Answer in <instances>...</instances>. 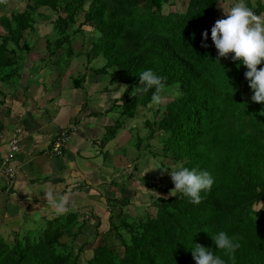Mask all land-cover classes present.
<instances>
[{"label": "trees", "instance_id": "1", "mask_svg": "<svg viewBox=\"0 0 264 264\" xmlns=\"http://www.w3.org/2000/svg\"><path fill=\"white\" fill-rule=\"evenodd\" d=\"M13 1L0 4V108L7 113L26 104L28 95L17 90L30 89L32 79L20 84L22 69L33 60L30 56L36 54L43 61V55L38 44L29 46L24 34L37 31V22L51 25L42 47L63 67L73 55L88 65L99 59L102 65L96 73L112 72V83L131 89L139 85V74L145 69L165 78L166 90L161 94L168 95L165 104L151 103L155 89L136 97L127 90L119 98L112 96L104 114L113 111L116 116L96 141L102 153L108 154L106 145L142 105L150 112L145 120L148 132L137 134L129 150L122 146L111 154L134 153L127 156L133 167L139 159L147 163L151 156L160 157L163 169L206 170L214 184L201 193L198 205L176 192L155 198L150 203L154 214L143 211L142 216L125 218L119 214V224L108 208L109 227L104 232L97 214L80 220V214L69 212L8 241L0 236V264H195V244L211 249L225 264H264V104L251 100L253 91L244 75L247 68L232 59L234 53L218 57L211 40V22L218 20L217 0H25L22 8H6ZM244 2L256 15L264 13V0H256L254 6L250 0ZM80 15L82 23L77 20ZM78 34L83 44L75 51L71 40ZM80 78L72 80L75 89L82 84ZM69 142L60 146L62 154ZM20 153L0 159V167L16 162L12 160ZM138 179L157 189L148 176ZM10 185L14 188L15 180ZM86 187L92 196L98 192H92L88 180L76 186ZM173 188L171 183L166 191ZM96 194L99 203L115 206L118 202V196ZM219 231L239 242L234 259L214 245L211 237ZM85 232L93 234L92 243H97H90L91 236Z\"/></svg>", "mask_w": 264, "mask_h": 264}, {"label": "crops", "instance_id": "2", "mask_svg": "<svg viewBox=\"0 0 264 264\" xmlns=\"http://www.w3.org/2000/svg\"><path fill=\"white\" fill-rule=\"evenodd\" d=\"M52 57L54 56L47 58ZM38 60V58H35L32 61L35 63ZM29 62L32 64L31 61ZM55 64H57V67L53 69L57 72V76H62L66 71L65 66L63 67V63L57 57ZM80 66L82 68L81 62ZM26 70L29 74L26 76L23 73L21 74L20 84H23L26 78L29 77L32 79L30 89L23 88L22 90V88H19L17 90L22 96L28 95L26 104L13 106V109L7 113V109L0 108V159L7 151V143L12 134L10 130L13 129L14 131L16 128L21 127L24 131L19 145L21 153L16 158V163L5 165L6 168L9 165L17 167L15 185L14 188L10 189L12 193L8 194L5 191L6 179L0 177V236L5 241L15 238L18 236L17 234L35 229V227L45 222L48 216H51V219L61 216L47 202L44 195L46 191L51 190L57 199L61 196L66 197V211L73 204L84 201L82 193L87 194L88 191V196L91 197V192L87 187L78 190L76 186L82 183L84 185L86 180H90L91 174H96V171H92L91 167L97 166L95 170H100L101 166H98L97 160L103 154V151H101L96 141H99L106 134L102 132L101 128L90 131L88 130L91 128L86 129L85 124L87 121L84 122L83 118L90 116L91 112H85V116L79 118L82 125L78 128L82 147L72 150L68 144L62 156L48 155L47 153L51 147L50 143L60 127H70L76 122V119H70L66 115V107L69 104L67 101L70 102L69 97H72L71 91L82 92L83 94L86 85L88 88L89 85L85 75H83L84 79L80 87L74 89L71 87L70 81L68 85H64L59 79L48 81L50 77H53L54 72L51 69L44 72V67L31 69L27 66ZM69 79L71 80V76ZM48 87H52V90L47 89ZM63 99L66 107L64 110L58 111L56 107L59 108L63 105H61ZM76 105L77 107L83 106L77 109V113H82L85 108L84 99ZM52 109L56 111L54 115L51 113ZM86 131H88V135L83 134ZM94 132L95 137L92 136ZM71 136L72 134H70V139ZM116 136L117 134H115L114 139H116ZM114 139L106 147L112 144ZM70 150L71 153H69ZM91 151L93 153L90 159L95 161V164L90 159L88 160L87 156H81L84 164L80 163L77 158L79 154L81 152L91 154ZM70 157L72 158L70 159ZM37 167L40 168L37 169ZM72 189H74L73 191L76 190L75 193ZM71 192L73 193L71 194ZM82 211L81 213L79 211L78 214L82 217H89Z\"/></svg>", "mask_w": 264, "mask_h": 264}, {"label": "rangeland", "instance_id": "3", "mask_svg": "<svg viewBox=\"0 0 264 264\" xmlns=\"http://www.w3.org/2000/svg\"><path fill=\"white\" fill-rule=\"evenodd\" d=\"M256 0H250V2L254 6V2ZM239 0H217V12L216 15L219 18H226L225 13L227 12L232 6H234L236 3H238ZM25 6V0H14L10 5H8L6 8L9 9H19ZM179 7V5L177 6ZM4 8V9H6ZM1 14V12H0ZM259 16L264 17V13H261ZM78 22L82 23L83 22V16L80 15L78 17ZM215 21H212V25L214 26ZM38 24L36 25L37 31L34 32H26L24 34L25 40L28 42L29 46L35 48V46L38 44L39 48L41 49L40 54L43 55V61H36L35 63L31 61L32 64H30L29 61H27L24 65V68L22 70V73L24 76H26L28 71L26 70V67L29 66L31 69L37 68V67H44V72L47 71L48 69H51L53 71V77H50L48 81H53L54 79H59L60 82H62L64 85L69 84V77L75 78V77H81L85 75L89 88L85 87V91L83 92H76V91H71L72 92V97H69L71 101H67L69 104L66 107V104L61 102V105L58 109V111H62L66 107V115L70 119H76V122L70 125L69 129L74 128L75 131L72 133H67V140H70L69 142V148L73 149H78L82 147V144L80 142V135L78 133V128L82 125V121L79 120L80 117H84V112L82 113H77L78 108L82 107H77L76 104H79L82 102L84 99V104L85 108L87 109V112H93V114H99L93 119L83 118L84 122H86L85 126L88 131L90 130H97L101 128L102 132H104V127L112 124L111 117L116 116V113H113V111L106 116L104 114L105 110H109V106L113 103L112 96L114 95L115 98H119L121 95H123V90H127L130 95L132 92V87H127V89L121 87L123 85L114 84L112 83L113 80L111 79L112 72L109 74H103L100 72H97L101 68L102 62L99 59H96L92 61L91 64H87L85 59L82 60V57H77L73 55L72 60L70 62V65L66 68V71L62 76H57V72L53 69L57 67V64H55L56 57H50V53L47 51H44L43 43L47 42L46 37L49 32H51V25H45L40 22H37ZM88 27L85 26V30H87ZM45 37V38H44ZM82 35L78 34L76 38L71 40V46L72 48L77 51L81 44H83V39ZM46 52V53H45ZM48 57V58H47ZM37 58L36 54H33V56H30V59H35ZM80 59V60H79ZM29 62V63H28ZM80 62L82 63V68L80 66ZM26 66V67H25ZM36 84V83H35ZM47 89L52 90V87H48ZM104 89L106 92H103ZM131 96V95H130ZM168 95H164V97H167ZM58 98V97H57ZM83 98V99H81ZM59 99V98H58ZM166 99L161 104H165ZM62 100V99H61ZM52 115L56 113L55 110H51ZM150 115V112L146 110L145 107L142 105L138 106L137 111L135 112V115L133 117L126 118L125 121H123V127L118 130L116 133V139H114V142L108 146V148L105 149L108 154L103 153L98 157V166L100 167V170H95L97 166L91 167L92 171H96V174H91L89 182H91L93 188L91 189L92 192L98 191L99 193L105 194H112V196H118V202L117 204H114L115 206H109L108 203H99L97 198L98 195L96 193L93 194L92 197L88 196L89 193L87 191L86 193H82L84 196V201L77 202L73 204L72 206L68 207L65 212V214H69V212L74 213L77 215L81 210L82 213H86L87 216L94 217H101V220L103 221L102 227H101V232H104V228L109 227L108 223V208L113 209L114 215H113V221L116 222V224H119L120 218H118L119 214L123 216V218L128 217L130 215L133 216H142V212L146 211L149 214H154V207L150 204L154 201L155 198L160 197V196H169L172 193L170 191H166L168 189V186L173 183L171 180V177L169 175L170 171L172 169H176V166H173L169 169H163L160 166V157H157V159L151 158L149 156V159L147 160V163L143 159H139L138 165L133 167L132 162H130L129 157L130 155L134 156V153L131 154L128 152L126 155L122 154H111L115 150H121V147L124 146L126 150H129V143L131 140L134 139V137L139 134L140 136H144L148 132V128L145 126V120L146 118ZM161 117V112L157 114L156 119L158 120ZM1 126V124H0ZM88 131L84 132V135H88ZM11 133H13L16 137L21 138L22 133L24 134V131H19V130H10ZM70 134H72L71 139H70ZM93 137H95V132L92 134ZM12 137V134L10 138ZM8 148V145H7ZM96 150V148H95ZM117 150V151H118ZM121 152V151H120ZM71 153V150L69 151ZM92 151L91 154L87 153H80L79 159L80 163L84 164L83 158L81 156H87L86 158L89 160L90 157H92ZM105 155V156H104ZM150 155V154H147ZM73 157V156H72ZM70 157V159L72 158ZM36 159V158H35ZM109 159V160H107ZM92 163L95 164V161L90 159ZM100 163V165H99ZM144 163H146L144 165ZM40 167H37V169ZM2 173V171H1ZM131 174V176L129 175ZM148 176L149 180H152L153 182L156 183L157 189L156 188H147L141 181L138 179L139 176ZM17 176H12L10 183H13V180H16ZM154 179V180H153ZM111 182L113 185H111ZM95 183V184H93ZM13 187L9 188L7 191L8 194L12 193L10 192V189ZM86 192V191H85ZM75 193V192H74ZM90 198V200H89ZM127 202L125 205L123 204L124 202ZM98 204H101L102 207H99ZM107 209V210H106ZM55 214V212H53ZM61 216H63L61 214ZM60 216V217H61ZM59 217V218H60ZM88 219V217H83L80 220H85ZM58 218H53L51 219V216H48L47 220H57ZM77 222V220L75 221ZM44 223V222H43ZM42 224V223H41ZM88 229V228H87ZM85 228L83 229V231ZM86 233V232H85ZM86 235L91 236L89 238V242L92 243V235L86 233ZM22 236V235H21ZM100 240V238H98ZM113 240H116L114 236H112ZM93 243H97V240H94ZM92 243V244H93ZM88 256V255H87Z\"/></svg>", "mask_w": 264, "mask_h": 264}, {"label": "clouds", "instance_id": "4", "mask_svg": "<svg viewBox=\"0 0 264 264\" xmlns=\"http://www.w3.org/2000/svg\"><path fill=\"white\" fill-rule=\"evenodd\" d=\"M6 2L7 0H0V4ZM224 13L226 18L218 19L211 28V40L218 52V57H227L230 53H234L232 59L234 61H241L247 68L244 75L249 81V87L253 91L251 100L255 103L264 104V67L258 68V66L264 62V17L256 15L254 11L245 4L244 0H239L238 3ZM203 38L207 40V31L203 33ZM202 46L207 47L206 44ZM68 66L69 64L65 66V68ZM73 79L71 78L70 84L71 87L74 88L75 84H73ZM80 79H82L83 83L84 77L82 76ZM121 87L127 89V87L130 86L123 85ZM150 89H155L151 98V103L154 105L161 104L165 99V97L161 95L166 90L165 78L157 75L152 69H145L140 72L139 85L132 89L130 95L136 97L137 95L147 93ZM87 109L88 107L84 109L83 112H87ZM92 113L93 112H91V114ZM16 130L21 131L19 128H16ZM74 131L75 129L72 127L71 129H69V127H67V129L60 127L58 130L59 134L61 132H65V134L70 132L73 133ZM59 134H55L54 137L56 138ZM21 138L16 137L12 133V137L9 138L7 143V151L2 159L8 158L6 155L9 154L10 156L12 152L21 149L19 145H16V149L11 150L12 141H21ZM55 138H53L51 143L54 142ZM12 161H16V158ZM15 163L16 162H14V164ZM15 173L14 171H8L6 166L0 167V177L6 179V189L11 188V183H7V181L11 180L12 176H17ZM169 175L174 184V188L170 193L174 195L176 192H180L185 197L189 198L190 203L195 205L202 202L203 197L201 193L210 191L214 184V178L211 173L206 170L198 172L196 169L189 170L187 167L181 166L179 170L172 169ZM44 195L49 205L53 207L58 214H63L66 211V197L61 196L57 199L51 190L46 191ZM211 239L217 249L221 250L225 255H229L232 259L235 258L234 253L236 249L240 247L238 241L234 242L224 231H219L212 236ZM192 257L195 260V264H225V261L220 255H214L211 249L200 244H195V247L192 249Z\"/></svg>", "mask_w": 264, "mask_h": 264}, {"label": "built area", "instance_id": "5", "mask_svg": "<svg viewBox=\"0 0 264 264\" xmlns=\"http://www.w3.org/2000/svg\"><path fill=\"white\" fill-rule=\"evenodd\" d=\"M15 142H17V140H13V141H12V144H11V145H12V146H11V150L16 149V143H15ZM65 142H67V136H66L65 132H61V133L55 138V140H54V142H53V146H54L55 149H58L60 152H62L60 146L63 145Z\"/></svg>", "mask_w": 264, "mask_h": 264}, {"label": "bare ground", "instance_id": "6", "mask_svg": "<svg viewBox=\"0 0 264 264\" xmlns=\"http://www.w3.org/2000/svg\"><path fill=\"white\" fill-rule=\"evenodd\" d=\"M48 155H50V156H62L63 154H62V152H60L58 149H55L54 148V146H53V144L51 145V147H50V151L47 153ZM140 162V161H139ZM141 163V162H140ZM17 167H12V166H8L6 169L8 170V171H10V172H17V169H16Z\"/></svg>", "mask_w": 264, "mask_h": 264}]
</instances>
